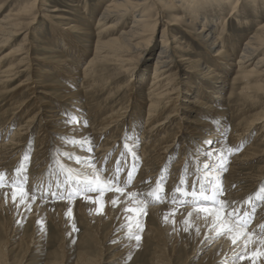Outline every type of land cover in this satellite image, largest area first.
I'll return each instance as SVG.
<instances>
[{
	"label": "bare ground",
	"instance_id": "bare-ground-1",
	"mask_svg": "<svg viewBox=\"0 0 264 264\" xmlns=\"http://www.w3.org/2000/svg\"><path fill=\"white\" fill-rule=\"evenodd\" d=\"M2 1L0 0V2ZM24 1H26L25 5L21 9L10 12L0 19V48L8 47L10 43H13L20 36L22 37L19 44L12 45L7 53L0 56V87L6 89L7 83L12 82V79L16 77L14 68L17 67H15V63L22 64L25 68L20 71L26 72L24 78L15 85V88L13 87L8 91L12 96L14 94L12 93L13 89L20 90L19 98L13 103L11 113L12 118L13 116L14 118H21V123L8 139L0 134V173L7 170H9L8 173L14 171L17 173L13 176L9 175L11 178L2 181L3 186H0V264H39V261H33L35 258L33 254L37 253L36 251L41 246H48V220L59 229V236L61 237L57 247L61 257L46 260L47 262L43 264H124L129 258V253L136 252V250L150 251L151 257L148 259V264H170L171 261L165 262L164 255L168 253L169 258L173 257L168 249L172 250L176 244L180 243V235L175 229L177 225L185 234L184 237H187L188 232L185 231V228H189L193 232L190 244L182 239L184 241L182 242L183 249L187 246L190 249L185 252L186 257L179 264H185L189 261L188 258L203 253L204 255L196 264H261L262 260L255 259L256 257L264 259V227H261L264 224V217L256 215L252 224L245 229L247 235L241 236L237 243L233 244L232 236L235 235V232L216 237L215 230L210 226V223L205 221L203 214L198 219L195 213L189 217V213L193 212V206H190L189 203H182L181 199L174 201L173 197L168 195L169 192H167L168 196L163 197L162 202H156L153 196L141 199V193H138L142 181L151 179L156 184L162 177L160 171L157 172L156 169H153L152 162H150L152 158L149 159L148 149L155 153L156 158H153V161L160 165L161 169L165 168L168 159L177 152L179 158H177L172 172L174 171L179 177H182L183 167L186 164L196 175L202 172V167L209 163L214 156L207 172L215 170L220 173L221 179H224L225 189L220 199L229 202V211L231 207L236 209L238 204L241 205L239 208H243L240 212L251 210L254 206L257 194L264 186V166L261 167L259 173L248 172L244 169L255 158L264 159V134L260 135L264 132V112L255 113L249 119L241 118L235 131L230 133L229 138H232L233 143L227 142L223 132H221L224 128L223 123H225L222 117L225 115L218 110L219 101L222 99L219 92H222V86L227 80L226 73L233 72L229 62L232 52L224 49L226 20L222 19L218 23V20L216 22L214 19L203 17L201 14H194L196 10L203 9L205 5H219L222 2L226 6L230 5V15H232L237 11L240 0H106L104 6L100 7L99 10L97 9L98 13L95 11L97 19L93 27L94 30L83 29L82 35L85 37L80 38V40L75 36L74 31L81 29L83 22L80 23L73 19L75 23L69 25L67 20L71 19L60 14L58 12L60 11L59 7L49 10L47 8L49 4H46L45 0ZM98 2L100 4L97 6L102 5L101 1ZM261 3L264 6V0H260L258 4L254 3L253 10L259 11L258 8ZM146 5H148L147 8L141 9ZM170 10L179 15L170 18L168 27L186 22V18L189 17L187 15L190 14L193 20L190 18L187 20L190 19L199 25L201 28L199 33L204 42L207 43V52L199 54L202 55L199 66L204 64L205 67L206 65V72L196 81H190L191 75L188 71H186L187 75L184 73L187 79L185 78L186 81L183 82L182 93L196 95L191 99L187 98L186 103L191 105H186L183 109L188 110L193 115L188 118L178 117V112L175 109L180 106L179 100L175 101L174 97H170L176 84V78L172 76L170 70L177 61L176 58H179L178 54L183 47L175 42L177 41L175 36L168 39L169 29L164 28L159 39L161 45L158 47L159 50L154 61L153 80L148 90L150 97L147 101L148 117L144 126L148 135L156 134L158 131L161 133L155 141L151 140V136H148L139 154H135V159L132 154L134 153L132 145L135 144L134 142H131V146L129 144L132 151L129 153L131 154L129 156L130 161L127 163L119 183L113 182L111 189L103 192H80L78 198L75 199V183H63V181L58 180V174L48 172L49 176L43 173L44 176L30 185H26L29 196L24 202H21L19 195L14 201L12 198V193L15 190L14 181L22 175L17 172V169L21 168V163L18 164L17 162L18 165L12 169H9L7 164L9 162L14 164L16 159L21 158L26 153L29 146L26 142L27 134L29 130L35 128H37V143H35L40 147L36 150V154H41V157L46 156L49 149L51 152V145L59 147L62 144L60 158L69 165L68 167L78 171L81 177L91 174L92 166L103 180H108L116 173V169L120 165L119 156H122V148L124 149L125 145L122 141H118L115 145L112 138L114 137L113 133H115V122L122 120V114L110 113L106 118L100 117L99 122L97 121L99 117H96V123L94 120L88 121L86 118H80L81 113L78 109L85 107L80 91L82 94H86L87 91L90 92L92 88H96L97 77L103 75L107 64L116 63L120 67L125 66V71L129 69V63L134 57L141 56L140 59L144 60L143 55L151 53L155 31L162 22L161 18L163 19L165 13L168 14ZM49 11L56 14L51 15ZM89 15L91 17V13ZM93 15L95 16V14ZM39 16L44 17L43 24L47 25L51 32L50 43L48 41L44 48L47 52H52L47 59L41 57L43 59L41 60L37 57L38 55L35 57L38 61L49 63L41 70L38 67L33 68L29 63L32 59L30 52L32 48L27 47L30 31L26 29L27 24H33V30H37L35 26ZM94 16L92 19L95 18ZM131 16H133L131 25L123 29L121 27L122 22ZM25 17L29 19L27 22ZM90 17L87 19L85 17L83 21L89 23ZM80 41H86V44ZM169 41H172L173 45L169 44ZM233 48L234 45L230 49L233 50ZM11 55L13 58L9 62L12 60L15 62L11 66L2 64L5 57H11ZM85 58L88 59L83 67L77 68L78 62ZM25 61L28 64H23ZM208 62L211 64L207 65ZM233 66H236L237 69L234 70L231 91L228 95L233 98L238 97L245 103L248 101L251 103L253 95L257 96V94L264 93V21L257 24L255 31L245 39L240 55ZM54 76L61 77L59 83L52 84L41 80L43 77L50 79ZM80 79L83 80L81 83ZM77 84L82 86L76 89ZM37 87L41 89L38 90ZM133 98L136 99V97ZM140 103L137 104L136 108H141ZM95 109L94 112L98 108ZM167 110L170 111L165 114L164 119L156 120ZM68 111L73 115H69ZM97 116L99 115L97 114ZM71 118L76 121H69ZM150 118L155 121L151 120L150 122ZM127 120L126 117L122 124ZM134 120L133 118L130 119V121ZM4 127V123L0 125V133L5 130ZM169 127L171 130L174 129V137H172V133L169 135L167 129ZM215 127H218L216 129L220 133L215 132ZM207 130H209L208 133L203 136ZM145 131H142V136L145 135ZM5 133H7L6 130L3 135ZM256 136L261 138L257 140ZM198 138H203V140L205 138V140ZM73 140H82L84 143H74ZM177 140L179 145L174 147ZM207 141H211V143H207ZM242 144L245 146L240 150ZM93 145H95L93 152H89L88 150ZM112 147L116 149L113 155L111 154L110 163L103 170L104 161ZM229 150L234 152L227 159L226 155ZM74 157H79L80 162L77 163ZM7 161L9 162L7 163ZM41 164L39 163V165ZM139 164L141 166V170L138 171L140 172L139 176L136 177L137 179L133 184L126 185L129 167ZM221 164H223V168H227V171L220 168ZM48 180L52 181L51 192L45 199L44 195L42 196L41 185L43 186ZM117 187L123 188L124 191L117 192L115 190ZM247 187L249 188L247 189ZM68 191L73 192L71 197L67 195ZM247 191L249 192L248 196H244ZM54 193L55 195H53ZM128 193L137 195L130 197ZM32 194L35 195V200L32 199ZM250 197L252 203H246ZM114 200L116 201L115 204L113 203ZM181 204L185 205L181 206ZM74 205L79 206L78 213L83 217L84 221H81L86 224V229L80 235L75 253L76 259L69 263L66 262V258L69 256L67 254L69 247L67 231L72 218H70L71 214L67 213L69 209L72 213ZM29 206L31 210H29ZM137 207L144 208L143 214L137 216L134 212H126V209ZM262 208L264 209V206ZM98 209L102 210L98 212ZM166 215L168 217L167 222L164 219ZM128 217H132V219L129 220ZM137 220L139 227L136 226ZM186 220L189 221L188 224L185 223ZM173 221L175 222L173 223ZM121 224H128V227L125 230H117L116 234L115 229ZM129 225H131V232ZM121 234L126 236H121ZM135 235L140 236L139 241L135 239ZM113 238L118 240V244L110 249H119L110 253L104 247L106 242ZM170 242L172 245L170 244L171 246L168 248L167 243ZM213 242L215 244L208 247ZM174 249L176 250V248Z\"/></svg>",
	"mask_w": 264,
	"mask_h": 264
},
{
	"label": "rangeland",
	"instance_id": "rangeland-1",
	"mask_svg": "<svg viewBox=\"0 0 264 264\" xmlns=\"http://www.w3.org/2000/svg\"><path fill=\"white\" fill-rule=\"evenodd\" d=\"M45 1H46L45 2L46 4L50 5V6L49 5L47 6V8H49V10H51L52 8H55V7H59L60 11H58V12L60 14H63L64 16H67V18L71 19V20H67V22H69V25L75 23L73 21V19H76L80 23L83 22V24H81V29H77L76 31H74L75 36H77L79 40H80V38L85 37L82 35L83 29L88 28L91 31L94 30L93 27H94L95 21L97 19L98 10L101 9L100 7L104 6L103 4L106 3V0H49V1L45 0ZM98 1H101L102 5L97 6L98 4H100ZM25 2L26 1H24V0H3L2 2H0V6H2L0 8V19L4 15L9 14L10 12L12 13V12H15V11L21 9L25 5ZM254 3H256V4L260 3V0H256V1L255 0H240L239 5L237 7V11L234 12V14H232V15H230V12H231L230 5L226 6L225 4H222V2H220L219 5L218 4H216V5H213V4L205 5V6H203L204 7L203 9L200 8L199 10H196V12L194 13L196 15L201 14L205 18L208 17L207 19L211 18V19H214L215 21L218 20V23L222 19L226 20V26H227L226 28L227 29H226L225 34H224V42H225L224 49L228 50L229 52L230 51L232 52V53L230 52L231 56L229 57V62L231 63V68H233V70H232L233 72L226 73L227 74V80L225 81L224 85L222 86V92H219L222 99L219 101L218 110L221 111L220 112L221 114L225 115L224 117H222L224 120L223 122H225V123H223L224 128L221 130V132H223L225 138L227 139V142H231V143H233L232 142L233 140H232V138H229L230 133L233 130L235 131L236 127L238 126L237 123L239 122V120H241V118L249 119L255 113L261 114L264 112V93L257 94V96L253 95V97L251 99L252 100L251 103L249 101L245 103V101L239 100L238 97L233 98L232 96L229 97V95H228L229 92L231 91V86H232L231 81H232V78L234 77V74H233L234 70L237 69V67L233 66V65L236 62V60L238 59V56L240 55V51H241V48L243 46V43H244L245 39L248 37V35H250L253 31H255V29L257 28V24H259L261 21H264V6H263V4L261 3L259 5V8H258L259 11H255V10H253V4ZM147 7H148V5H146L145 7H142L141 9H144ZM95 11H97V13ZM187 11H188V9H187ZM194 11H192V12H194ZM49 13L51 15L56 14V13H52L50 11H49ZM90 13H91V17L89 15ZM93 14H95V16ZM176 15H179V14L177 12L170 10V11H168V14L165 13V16L163 17V19L161 18L162 22L160 23V25L157 27V30L155 31V36L153 39V44H152L153 47L151 48V53L149 55H147V54L143 55L144 60L140 59L141 56L140 57L139 56L134 57L131 60V62L129 63V69L125 70V71H124L125 66L120 67L116 63L115 64H107L106 71H104L103 75L100 77H97L98 79H97V83H96V85H97L96 88L94 87L91 89L92 91H90V92L87 91L86 94L84 93L86 98H84L85 97L84 94H82V92L80 91V93H81L80 95L82 96V101H83V103H85L84 108L80 107L78 109V111H80V113H81L80 118L81 117L86 118V120H88V121L94 120V123H96L97 121L99 122L101 120V118L108 117V115L110 113L116 112L117 115L122 114V120L119 122L118 121L115 122V126H116V127H114L115 133H113L114 137L112 138L113 142H115V145L118 143V141H120V142L122 141L124 143V145L125 144L128 145V148H125V146H124V149L122 148V156H119L120 157V160H119L120 165L118 166L117 169H119L120 171H119V174L117 177L118 181L121 180V177L125 172V167H126L127 163L130 161L129 156H131V154H129V153L133 151L136 155H138L139 151L141 150V147L143 146V144L145 142V139H147L148 136H151V140L155 141L157 136L161 133V131H158V132H156V134L148 135L147 132L145 131L146 128L144 126H145L146 118L148 117V115H147L148 114L147 101L150 98L149 94H148L149 93L148 90H149V87L151 86V82L153 80L152 75H153V69H154V61H155V57L157 55V51L159 50L158 47H160V45H161V44H159V39H160L161 33H162L164 28L169 29L168 39L171 36H175V39H177V41H175V42H177V44H180L183 47L182 51L180 50V52L178 54L179 58L178 59L176 58L177 61H175L174 65L172 67V70H170L172 76H174L176 78L175 89H174L173 93H171L170 97L171 96L174 97L175 101L179 100L178 103L180 105L178 109H175V108L174 109L176 112H178V117L182 116V117L188 118V117L193 115V113L189 112L186 109H183V108H185L184 106L191 105L190 103H186L187 98L191 99V98L195 97V95H196V94H190V93H187V94L182 93V90L184 88L183 82H185L187 79V77L184 75V73H186V71H188L189 74L191 75L190 81H194V80L196 81L198 78H200L202 76V74L204 72H206V68H205L206 65H205V67H204V64L201 67L199 66L200 65L199 61L201 60V56H202L199 54H204L207 52V48H206L207 43L204 42L202 35L199 33L200 29H201L199 27V25L195 24L194 21H190V19L192 18L190 16V14H188V15L186 14L187 16H189L187 18H190V19H188L190 22L186 18V22L173 24V25H170L168 27L167 26L169 23L168 21L170 20V18H173ZM93 16L95 17L94 19H92ZM85 17H86V19L89 17L91 18V19H89L90 20L89 23H91L90 25H89V23L83 21V20H85ZM37 18H38L37 23H36L37 25L35 26V29H37V30H33L34 29V28H32L33 24H31V25L27 24L26 25V29L27 30L29 29L28 31H30L29 42L27 41L28 42L27 47L29 46L30 48H32L30 50V52L32 54L31 55L32 59L29 63L31 64V66L33 68L38 67V69L41 70L44 66H47V64H49V63L46 64L45 62H43L41 60L47 59V57L51 56V54H52V52H47L44 48L48 44V41H49L50 36H51V32H50L49 28L47 27V25L43 24V18L44 17L39 16ZM25 20L27 22L29 19L26 18ZM191 20H193V19H191ZM132 21H133V16L125 18L124 21L122 22L121 27L123 29L128 28L129 25H131ZM245 22H246V24H245ZM67 25H68V23H67ZM193 25H196V26H193ZM24 29H25V25H24ZM190 33H193V34L191 35ZM20 38H22V37L20 36L13 43H10V45L8 47L0 48V56L7 53L12 45L19 44ZM80 42L86 44V41H80ZM180 42H182V43H180ZM49 43H50V41H49ZM51 44H53V43H51ZM169 44L173 45L172 41H169ZM233 45H234V48L232 50L230 48L233 47ZM43 52H45V53H43ZM36 56L39 57V59H41V60L38 61L35 58ZM41 57H44V58L42 59ZM11 58H13L12 55H11V57H5V59L2 61L3 62L2 64L6 65V66H11V64H13L15 62V60L14 61L12 60L11 62H9ZM87 59L88 58H85L84 60H81L80 62H78L77 68H82L83 65L85 64V62L87 61ZM27 60H29V59H27ZM24 63L28 64L27 61L23 62V64ZM208 63L209 64H207V65L211 64V62H208ZM14 65H15V67H17V68H14V71L16 72V77L14 79H12V82L7 83L8 86L6 89L0 87V105H1L0 106V125H3V123H4L5 124L4 129L7 132L3 135V133L5 131L4 130L0 134L2 136H4L5 139H8L10 137V135L13 133V131L15 130V128L21 123L20 122L21 118L20 119L14 118V116L12 118V113H11L12 108H13L12 105L19 98L18 94H19L20 90L18 91V89L17 90L13 89L12 93H14V94L12 95V93H11L12 96H10L8 91H9V89H12L13 87L15 88V85H17L20 82V80L24 78L26 72L22 73V71H20V70H23L25 68L22 64L20 65L18 63L17 64L15 63ZM127 66H128V64H127ZM186 75H187V73H186ZM60 79H61L60 76L59 77L54 76L53 78H50V79H49V77H43V79L41 78L42 81L45 80L46 82L52 83V84L59 83ZM82 81L83 80L80 79V83ZM100 83H101V86H100ZM81 86L82 85L77 84L75 86V88L78 89ZM37 89L40 90L41 88L37 87ZM82 91H85V90H82ZM87 97H89V98H87ZM133 97H136V99H134ZM184 99H185V101H184ZM82 101H80V102H82ZM138 102L139 103L141 102L140 103V105H141L140 109H139V107L136 108V106H138L137 104H139ZM108 106H109V108H108ZM8 107H10V108H8ZM102 107H103V109H102ZM94 109L96 110L95 111L96 113L94 112ZM88 111H89V113H88ZM169 111L170 110H167L166 112H164V114H161L158 117V119H156V120L164 119L165 114L169 113ZM2 112H4V113H2ZM92 112H93V114H92ZM87 113H88V116H87ZM90 113H91V115H90ZM68 114L73 115L71 112L69 113V111H68ZM97 114L99 116H97ZM127 114H128V116H127ZM90 116L92 117V119ZM96 117H99V118H97V121H96ZM126 117L128 118V120L122 124L123 120H125ZM131 118H133V120L135 118V120L130 121ZM77 120H79V119H77ZM151 120L155 121L153 118H150V122H151ZM69 121L74 122L76 120L74 118H71V120H69ZM210 122H212V121H210ZM86 124H88V123L86 122ZM216 128H218V127H215L214 130H215V132L218 133L219 131H217ZM167 129L169 131V135L172 133V135H173L172 137H174L175 136L173 134L174 129L171 130L170 127ZM142 131L143 132L145 131L144 136H142V134H143ZM208 131L209 130H207V132L205 131L203 136H205L208 133ZM262 134H264V132L261 133L260 135H262ZM36 136H37V128H35L31 131L29 130V133L27 134V141H26L27 144L29 145L28 150L26 151V153H24V155L21 158L16 159L14 164L13 163L10 164V162L7 161V163L9 162L7 164V166H9V169H12V168H15L20 162L21 167L23 165V168L26 169V172H23L21 174L27 176V185H30L32 182H34L37 179H39L40 177L44 176V174L48 175V172L50 174L51 173L58 174L59 175L58 180L63 181V183H64L65 178H66V173L60 169L57 161L66 165L67 168H70V167H68L69 165L65 164L63 162V159L60 158V155L62 152V150H61L62 144L59 147H54L53 145H51V148H52L51 152L49 149L48 153H46V156L41 157V154H39V153L36 154V150L38 148H40L38 146V144H36L37 143L36 142ZM256 137H257V140L259 138H261L260 136H256ZM198 139L203 140V138H198ZM204 140H205V138H204ZM129 141H130V143H129ZM177 141H176V144L174 145V147L175 146L177 147L179 145V141L178 142ZM131 142H134V144H135L134 146L132 145V151L129 148V144L131 146ZM243 146H245V144L241 145L240 150L243 149ZM94 147H95V145H93L88 151L93 152ZM115 147H117V146H115ZM115 147H112L109 150V153L107 155V159L104 161L103 170L106 168V165L108 163H110V160L112 158L111 156L113 155V152L116 149ZM233 150H234V148H233ZM233 150L232 151L229 150V152L226 155L227 159L233 155V152H234ZM25 154H27L29 156V160L27 162L24 161ZM148 154H149V159L152 158V160H150V162H152L153 169L154 170L156 169L157 172L160 171L162 177H161V180L158 181L159 183H156V184L154 182H152L151 179H145L144 181H142L140 183V186L142 185L141 186L142 188L139 186L140 189H139L138 193H141L140 194L141 199L151 198L152 195H150V193L155 192L158 188L162 189L161 195L163 197L165 195H167V192H169L168 195L175 197V199H181V200L191 199V197H187V198L181 197L179 195V193L175 192V189L177 187L181 186L180 181L182 178L185 177V174H187V185H188L187 190L190 192L192 189V183L196 179V176L197 175L202 176L204 172L208 171V169L211 167L210 163H211V161L213 162V159H214V156H213L211 158L210 162L205 164L208 167L206 168L204 165L201 169L202 172H200L196 175L193 174V171L191 170V168L190 167L188 168L187 167L188 165L186 164V166L183 167L184 173H183L182 177L181 176L179 177L175 174L174 171L172 172L173 167H175L174 164H175L177 158H179L177 152H175L173 154V156L170 159H168V161L165 165V168H162V169H161L160 165L154 163L153 158H156V156H155V153L151 149H148ZM17 162H18V164H17ZM39 163H42V164L39 165ZM228 165H229V163L226 165L227 168H228ZM262 166H264V159L262 160L259 157V158H255L250 164H248L247 167L244 166V167H246L244 170L248 171V172L252 171V173L253 172L259 173L261 171ZM129 168H130L129 171L133 170V167H129ZM41 169H43V170H41ZM70 169H72V168H70ZM117 169H116V171H117ZM140 170H141L140 164L136 165L135 171L133 172V178H132L131 182H128L126 185L130 186L131 184L134 183L135 179H137L136 177L139 176L140 172H138V171H140ZM8 172H9V170L1 172L4 175L3 181L9 180L11 178V177L9 178V175L13 176L16 173V171L10 172V173H8ZM36 174H37V176H36ZM147 180H149V181H147ZM142 183H144V184H142ZM51 184H52V181L48 180L47 182H45L43 184V186L41 185V188L43 191L42 196L44 195L43 197L45 199L48 197V195L51 192L50 191L51 190ZM222 185H223V191H224L225 188H224V179L223 178H222ZM197 187H198V185H197ZM248 188L249 187H247V189ZM140 190H141V192H140ZM259 192H261V191H259ZM209 194H211V193H209ZM222 194H223V192H222ZM222 194L220 195L219 198L222 197ZM248 194H249V192L247 191V192H245L244 196H248ZM74 198L77 199L78 195L75 194ZM257 202H259V203H257ZM254 203H255L254 204V210L252 207L251 210H245L243 212H240L241 215H243L246 212V213H248V216H250L249 217L250 223L247 225V228L255 220L256 215H259V217H264V209L262 208V206H264V200H258L256 198V202H254ZM184 205L185 204H181V206H184ZM236 205H237V203H236ZM236 205H234V206H236ZM190 206H193V205L190 204ZM240 206L241 205L238 204V206L236 208L239 211L243 210V208L242 209L239 208ZM78 208H79L78 205H74V209L72 210L71 217H70L72 219L69 218L71 221L70 227H68V231H67L68 232L67 238L69 241L68 242L69 247L67 248L68 249L67 254L69 256H68V258H66L67 259L66 262H69V263H71L72 261H74L76 259L75 253H76L77 245H78V242L80 239V235L86 229V224L83 222L84 220H83V217L81 216V214L78 213ZM231 209H235V208L231 207ZM79 218H80V220H79ZM81 220H83V221H81ZM47 223H48L47 224L48 225L47 226V234L49 235L48 243H47L48 246L47 247L41 246V248L38 251H36L37 253H35V254H33V252H32L33 256L35 257V258H33L34 259L33 261H35V260L39 261V264H43V263L49 261L50 259L54 260V259L61 257L60 251L58 252L59 249L57 247V244H59V240L61 237V236H59L60 235L59 229H57L56 226L50 222V220H48ZM127 227H128V224L127 225L121 224L117 229H115L116 234L118 232L117 230H125ZM261 227H262V225H261ZM55 228H56V230H55ZM175 229H176L177 234L180 235V237H179L180 243L176 244L172 250L168 249V251H170V255H172L173 257L169 258V255H167L168 253H166L164 255L165 256V262L171 261V262H169L170 264L182 263V261L184 260L183 258L186 257L185 252L189 251V249H190L189 246H187V248L184 247V249H183L182 242L187 241V243L190 244V242L192 241V236H193V232L190 229L188 230V232L186 234L187 237H184L185 234H183L181 232L182 229H180V227H178V225L175 227ZM69 233H70V235H69ZM121 236H126V235L121 234ZM216 237H220V236H216ZM117 242H118V240L115 238L108 240V242H106V244H105L104 249L106 248L108 252L112 253V251L119 249V248H115L112 250L110 249L113 246H116V244H118ZM167 244H168V248L172 245L171 242L167 243ZM214 244H215V242L211 243L208 247H211ZM36 247H37V245H36ZM174 248H176V250ZM174 250H175V252H174ZM53 252H55V254H53ZM149 255H150V251L149 252H145V251L143 252L141 250H139V251L136 250V252L133 251V252L129 253V258L126 261V263H124V264H148L149 263L148 259H150V257H151V255L150 256ZM202 255H204V253L197 255V256H192L191 258H188L189 261H187L188 263L186 262L185 264H196ZM56 256H58V257H56ZM255 260H262L263 262H261V264H264L263 258L260 259L259 257H256ZM33 261H31V262H33Z\"/></svg>",
	"mask_w": 264,
	"mask_h": 264
},
{
	"label": "snow or ice",
	"instance_id": "snow-or-ice-1",
	"mask_svg": "<svg viewBox=\"0 0 264 264\" xmlns=\"http://www.w3.org/2000/svg\"><path fill=\"white\" fill-rule=\"evenodd\" d=\"M74 143L83 144L84 141H75ZM207 143H211V141H207ZM125 148H128V145L125 144ZM133 157L135 159V153H133ZM77 161V163L80 162L79 157H74ZM29 160V156L25 154L24 161L27 162ZM58 166L62 171L66 173V178L64 183L70 184V182H74L76 186V194H80V192H92V191H105L110 190L112 187V183H119L117 177L119 174V169H117L116 173L109 177L108 180H103L99 174H97L94 166L93 171L91 174H86L83 177L80 176L79 172L70 168H67L66 165L60 163L57 161ZM207 168L208 166L205 165ZM220 168H223V164L220 165ZM223 170H227L226 168H223ZM135 171V165H133V170L129 171L128 173V181L125 183L131 182L133 178V172ZM18 173L26 172V169L23 168V165L21 168L17 169ZM4 179L3 173H0V186L2 185V181ZM163 179V178H162ZM159 183V182H158ZM27 185V176L21 175L14 181L15 190L12 193V198L15 201L17 196L19 195L21 202H24L25 199L28 198L29 192L26 188ZM179 187L175 189L176 193H179L181 197H191V199H185L182 200V203H189L193 205V212L189 213V217L193 216V213H195L196 218H200L201 214H203V218L206 222L210 223V226L215 230L216 235H224L227 233H233L235 232V235L232 236V243L236 244L238 239L241 236L247 235L245 229L247 228V225L250 223V218L248 216V213H244L243 216H241L240 211L238 209H232L229 211V202L226 200L220 199V195L223 192V185H222V179L220 173L213 170L212 172H204L203 175H197L196 179L192 183V189L189 192L187 190V174H185V177L181 179ZM198 185V187H197ZM59 187V184L57 185ZM95 186V187H94ZM117 192H123V188L117 187L115 189ZM162 189H157L155 192L150 193V195L153 196L154 200L156 202H162L163 196L161 195ZM211 193V194H209ZM55 195V193L53 194ZM67 195L71 197L73 195V192L68 191ZM130 197H135L137 194L135 193H128ZM35 195L32 194V199L35 200ZM258 200H264V187L261 188V192L257 194ZM173 200L175 201V197H173ZM113 203L115 204L116 201L114 200ZM246 203L251 204L252 198L250 197ZM146 206V205H145ZM29 210L30 206H29ZM102 209H98V212ZM254 210V206H253ZM134 212L137 216L140 214H143L144 208L137 207L132 209H126V212ZM67 214H71V209H69ZM129 220L132 219V217H128ZM165 221L167 222L168 217L167 215L164 217ZM175 221H173L174 223ZM186 224L189 223V221H185ZM136 226L139 227V222L137 220ZM264 227V225H262ZM238 229V230H237ZM129 230L131 232V225H129ZM189 228H185V231H188ZM197 232H199V229H197ZM135 239L137 241L140 240L139 235H135Z\"/></svg>",
	"mask_w": 264,
	"mask_h": 264
}]
</instances>
